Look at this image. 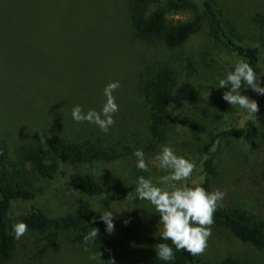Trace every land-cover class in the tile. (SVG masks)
<instances>
[{
  "label": "rangeland",
  "instance_id": "rangeland-1",
  "mask_svg": "<svg viewBox=\"0 0 264 264\" xmlns=\"http://www.w3.org/2000/svg\"><path fill=\"white\" fill-rule=\"evenodd\" d=\"M213 2L233 34L243 43L261 46L264 64V0ZM38 4L41 20L34 19L33 30L41 34L39 41L25 45L0 39V137L8 150L10 170L36 193L33 203H13L10 216L16 219L32 206L51 217H79L91 211L103 215L108 211L113 213L115 228L111 234L106 231L100 251H86L75 244L71 231L49 230L40 235L28 230L16 239L6 264H104L113 257L115 264H138L124 251L129 246L139 248L149 237L162 233L154 206L135 193L140 176L159 184L160 177L167 174L153 164L166 144L148 140L152 138L146 134L145 101L139 92L141 75L155 63L174 70L181 86L172 112V144L167 146L178 155L197 157L203 134L214 131L219 136L213 149L218 174L211 181L210 191L226 193L221 207L264 215V144L259 140L246 142L243 135L245 125L264 132V95L241 88L242 95L259 105L257 122L238 105L231 106L222 99V93L229 89L218 88L219 81L240 59L209 40L206 24L181 49L164 50L133 36L122 0H40ZM167 17L184 21L190 14ZM187 64L194 68H186ZM256 72L258 76L263 74V70ZM113 81L120 85L113 93L119 108L113 117L115 124L103 132L93 123L75 122L72 108L80 105L84 112H99L105 102L103 89ZM50 133L99 144L110 158L125 156L118 162L110 159L95 166H63L68 176L87 172L99 184H113L116 191L87 198L67 188L61 175L55 180L34 175L22 164L19 149ZM138 149L143 150L149 163L147 172L136 167L134 152ZM197 164L195 172L199 170ZM211 233L205 252L197 255L204 264L227 256L264 264V252L240 242L227 230L213 224ZM92 253L97 259L89 258Z\"/></svg>",
  "mask_w": 264,
  "mask_h": 264
},
{
  "label": "trees",
  "instance_id": "trees-1",
  "mask_svg": "<svg viewBox=\"0 0 264 264\" xmlns=\"http://www.w3.org/2000/svg\"><path fill=\"white\" fill-rule=\"evenodd\" d=\"M40 0H0V39L8 43L33 44L41 39V34L35 28V18L41 20ZM124 10L129 20L133 36L147 44H154L164 50L181 49L193 35L207 25L209 40L232 52L239 59L247 61L264 81V64L261 59V46L243 43L233 34L229 22L217 9L213 0H122ZM186 12L190 14L187 20H171L169 14ZM47 17V16H46ZM263 24L264 20H261ZM264 35V24L263 33ZM1 44V41H0ZM29 55V54H26ZM186 68H194L187 64ZM234 68V65L230 69ZM139 92L145 101L146 134L152 139L171 145L173 109L178 104L175 101L179 77L174 70L152 64L149 70L141 75ZM246 142L259 140L264 144V132H258L249 125L243 126ZM218 134L214 131L205 132L197 150L198 156L190 158L198 166L192 178L186 181L189 185H198L210 191L211 181L217 176V166L213 157V149L217 144ZM21 162L27 165L31 172L46 180H55L58 175L64 179L67 188L74 189L87 198H96L116 191L113 184H99L91 174L78 172L68 176L63 166L76 169L79 166H95L108 160L120 161L125 156L110 155L96 143H83L74 136L50 133L40 139H34L19 149ZM8 150L0 137V264H6L15 250L16 239L12 232V224L22 221L28 225V230L43 235L49 230L70 231L75 238V244L83 249L101 250L107 238L104 222L100 220L98 211L83 213L79 217L60 215L51 217L44 210L34 206L18 218L12 219L10 210L18 201L33 203L36 193L19 177H15L8 164ZM120 159V160H118ZM95 217V222L92 218ZM214 225L227 230L236 239L250 245L258 252H264V215L248 212L237 207H219L214 214ZM99 230V236L93 242L85 243L83 236L92 228ZM67 233V232H66ZM68 234V233H67ZM160 243L173 247L175 258L171 261L158 259L156 248ZM128 245V244H127ZM129 246V245H128ZM99 250V251H100ZM128 258L138 264H204L196 255L186 251H176L171 241L162 239V233L149 237L141 247L126 249ZM125 255V256H126ZM214 264H257L251 261L227 256Z\"/></svg>",
  "mask_w": 264,
  "mask_h": 264
},
{
  "label": "clouds",
  "instance_id": "clouds-1",
  "mask_svg": "<svg viewBox=\"0 0 264 264\" xmlns=\"http://www.w3.org/2000/svg\"><path fill=\"white\" fill-rule=\"evenodd\" d=\"M119 86L118 81L109 82L105 86L103 89L105 102L99 112L94 109L84 112L80 105L74 106L71 112L73 120L77 123H93L101 131L107 132L115 124L113 117L119 110L113 95ZM242 87L264 95L260 76L247 61L240 59L235 63L234 68L227 71L226 78L219 81L218 88H228L229 90L222 93V99L231 106L238 105L247 112L249 119L257 122L259 105L256 100L241 94ZM134 156L137 158L136 167L141 171H149V163L145 159L143 150H136ZM153 164L167 174L160 177L159 184L154 183L151 178L140 176L135 186V193L139 199L147 200L154 206L159 215L158 224L162 226L163 240H170L176 251L183 250L193 256L202 255L212 234L214 214L222 206L221 201L226 193L219 189L207 191L202 186L186 183L192 178L196 165L190 159L178 155L170 146L161 147ZM130 195L131 193L128 194ZM113 219V213L108 211L100 216L109 234L115 228ZM92 222H95V217L92 218ZM11 227L17 240L28 231V225L22 221L13 223ZM97 236L99 230L93 227L83 236V240L87 244L93 242ZM155 250L158 259L171 261L175 258L173 247L167 243H160ZM99 255L101 257L102 253L99 252ZM89 258L95 260L97 256L92 253ZM104 264H115L114 257L107 262L104 261Z\"/></svg>",
  "mask_w": 264,
  "mask_h": 264
}]
</instances>
